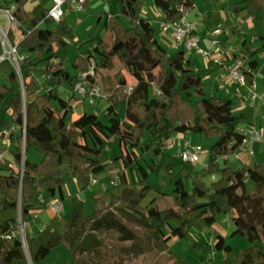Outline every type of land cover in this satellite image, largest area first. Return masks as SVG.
I'll use <instances>...</instances> for the list:
<instances>
[{"label":"trees","instance_id":"obj_1","mask_svg":"<svg viewBox=\"0 0 264 264\" xmlns=\"http://www.w3.org/2000/svg\"><path fill=\"white\" fill-rule=\"evenodd\" d=\"M118 18H109L106 26L113 32L111 41L96 37L92 32L83 40H78L73 27L68 23L66 13L59 21L49 14L42 0H12L11 15L14 22L8 30L10 44L22 52V58L15 65L10 58L0 62V73L7 84H0V115L9 111L13 130L8 134L12 140L24 136L26 147L43 153L38 161L27 157L22 160L20 148L13 150L16 167L7 166L9 173L0 172V260L1 264H46L45 258L51 249L67 243L70 254L77 257L85 251L103 245L99 231H118V238L128 241L137 252L147 246L146 240L156 252L170 250V239L174 236L191 238V230H202L212 225L218 216L234 212L232 234L246 237L250 245L233 252L225 244L224 237L217 234L215 247L225 253L226 264H264V162L252 166L233 168L228 159L220 164L219 156H226L236 149L243 140V133L237 128L233 113V100L216 93H207L203 78L215 69L213 59L207 66L194 70L187 62L185 49L180 47L169 52L156 39L160 28L142 15L143 0H116ZM161 10L164 23L176 22L184 16V8L194 5V0H152ZM27 3H33L27 8ZM67 10L72 11L69 3ZM9 5V4H8ZM7 5V6H8ZM6 6V7H7ZM82 6L89 8L83 1ZM232 11L242 20H249L264 37V0H238ZM99 14L98 18H101ZM236 20L227 22V40L234 42L238 35ZM51 29V35L39 34L40 25ZM133 39L135 47L128 50L127 42ZM73 42L76 54L71 69L61 58V50ZM264 49V43L252 49L245 46L242 56L250 70L245 71L247 88L254 83L255 69L259 62L257 51ZM117 59L131 75L141 73L130 93L125 96L124 118L114 106L106 120L97 118L94 123L80 125L74 120L63 124L62 111L71 105L63 97L58 87L63 82L72 88L78 73L87 69L91 60L102 73L103 69L113 68ZM117 73V72H116ZM121 84L127 80L122 73L116 74ZM39 76L53 83L44 91L39 87ZM153 84H155L153 88ZM8 124L0 121V136ZM192 132L214 139L209 147L208 164L202 173L218 171L220 177L212 181V191L204 199L205 190L193 183L189 190L185 179L194 171V162L183 161L173 177L171 189L172 204L159 207L154 199L142 210L137 206L145 194L153 188L147 177L159 163L140 159L153 154L156 148L161 153L166 140L173 132ZM124 135L131 139L133 156L121 148V164L118 170L119 192H113L110 200L104 202L102 194H93L94 203L103 202L85 213L83 204L74 206L61 217L62 229L53 221L42 226L36 234L26 235V246L14 228L18 224L19 213L24 221L32 220V213L39 207L36 197L63 198L65 173L69 170L77 177L79 189H87L91 178L103 171L109 163L116 165L109 155V140L112 136ZM136 167L140 179V189L128 178V171ZM150 171H148V169ZM184 173L183 175H181ZM251 179L255 187L246 189V180ZM73 202L77 194H69ZM125 205L140 213L131 214ZM119 210L129 214L138 225L144 227L146 236L140 237L122 216L114 213ZM6 235H9L8 237ZM196 245L197 242H194ZM168 264H187L186 259L170 250Z\"/></svg>","mask_w":264,"mask_h":264},{"label":"rangeland","instance_id":"obj_2","mask_svg":"<svg viewBox=\"0 0 264 264\" xmlns=\"http://www.w3.org/2000/svg\"><path fill=\"white\" fill-rule=\"evenodd\" d=\"M238 0H194V5L190 7L188 11V15L193 19L196 20L198 23V35L200 36L204 28H209L211 37L205 41L198 42V45L203 49L211 48L212 41L215 40V45L213 49H216L217 46L221 44L217 41V37L225 39L226 35L228 36L229 29L226 26L227 22H231L236 20V27L238 24V35L237 39L241 43L243 38L249 33L248 31H253L252 28L257 29L253 26L252 22L249 20H242L239 17H236V14L232 11L231 7L233 3ZM114 3L111 2L110 7L108 9L109 12L115 14L119 12V3L118 1L114 0ZM151 0H143V8L146 14L152 18L154 21V17L156 16L154 13L155 11L152 8ZM9 4L8 0L0 1V22L5 26L9 25L10 14L6 11V6ZM46 6L50 9L53 6L52 0H45ZM95 5V3H93ZM64 12L67 14L71 13L67 10L66 5H63ZM78 9V8H77ZM118 10V11H117ZM96 11V10H95ZM98 12L95 13L94 18H89V13L92 12L91 8H83V10H78L80 15L72 13L70 17L67 18L68 23L75 28V32L78 35H81L82 29L78 27L79 22H82L85 27V31L83 30V39L87 38L89 33L93 31L96 37H105L106 30H105V21L106 18H98L99 14H102V11L97 10ZM88 13V14H86ZM201 17H204L205 20H202ZM235 18V19H234ZM124 22V18H118ZM13 23V21L11 22ZM216 28H221L223 32H216ZM52 27L48 28L45 25H41L40 27V34L41 35H51ZM81 29V30H79ZM68 44L67 47L60 52L61 58L65 61L66 65L74 72L71 68L72 59L76 54L75 47L73 42L67 40ZM230 45L232 42L229 40ZM9 46V43H8ZM127 47L129 51H132L135 47L133 39H130L127 42ZM223 47V46H222ZM193 52V55H196L195 61H192V66L203 65V68L207 66L208 60L211 56V52L208 55H201L197 53V49L193 48L190 50ZM216 50H213V52ZM264 54V53H263ZM259 54V60L261 63L264 61V55ZM245 55V54H244ZM244 55L237 54L232 57V61L236 58L242 59ZM12 62L15 65H18L19 60L22 58V52L20 51H11L9 54ZM230 61V60H229ZM262 65L257 69V91L260 93L261 89H264V78L262 75V71L260 70ZM202 69V68H201ZM215 70V69H214ZM214 70L204 76V78H211L212 73ZM103 73L100 74V79L103 82L105 95L103 97H99L96 99L94 104H90L86 101L85 98L78 95L74 88H72L68 83L63 82L62 86L58 87V91L60 94L68 98L70 100L71 105L69 108L62 111V118L61 122L66 124L70 120L77 121L76 123L80 125H88L89 123H94L97 118L106 120L108 113L111 112L112 106L117 103V109L119 113L123 116L125 111V100L124 93L121 91L120 88H117V84H120L119 78L116 75L118 72L122 73L126 80L127 84L130 82H134L136 80L137 74L131 75L129 74L122 66V64L117 60L114 59V67L113 68H105L102 71ZM117 72V73H116ZM144 77V75H143ZM232 82V80H230ZM236 83L235 81H233ZM6 78L3 74L0 73V84H6ZM238 84V83H237ZM53 83L48 82L45 77L39 76V87L41 91L46 90ZM155 84H153L154 88ZM239 89L233 88L230 90V93L235 101L239 99L238 95L241 94V97H244L245 100L240 104L238 107V111H243L244 108L247 109V117L248 120L253 121V125L261 130L264 131V109L263 104L264 101L258 99V105L255 108H247L248 101L246 99L247 92L245 87L238 85ZM243 90V91H242ZM246 96H245V94ZM248 98V97H247ZM122 100V101H121ZM108 102L109 104H106ZM103 103L105 108H103ZM236 109V108H235ZM0 121H6L8 124L6 125L8 128H12L13 123L11 121V115L8 111H3L0 115ZM243 121V120H242ZM241 122V121H240ZM3 130H8L4 129ZM3 134L4 131H3ZM3 135L0 136V153H3V144L2 140ZM214 139L200 136L197 133H192L187 131L183 138H179V136L174 135V138L171 140L170 144L167 146L165 143V147L161 153L158 152V148L155 149L153 154L147 155L144 159H140V161L146 165L147 162H157L161 160L164 165L158 167V164L155 166V170L150 171L147 181L153 185V188L150 189L144 196V198L140 201L137 208L142 210L146 205L150 203L152 199L154 202L157 203L159 207H169L172 204V197H171V189L173 188V177L174 175L179 172L182 166V159L180 154L186 144H200L202 146V152L199 155V159L194 162V171L187 179H185L186 185L190 190L193 183L200 185L205 190L204 199H207L209 194L212 191L211 183L214 180H217L220 177V173L218 171L214 172H206L202 173V169L207 166L208 158H209V147L213 143ZM20 148V152L22 158L26 155V141L24 136L20 137V142L18 144ZM135 146L134 142L124 135H116L112 136L109 140V147L108 152L110 157L113 161H115L116 165H112L109 163L107 165L106 176L108 177V182L104 183L103 181L94 182L90 181V184L87 189L80 190L79 189V181L77 177L72 173L71 170L65 173L66 178V190L70 194H79V198L77 202H73L68 198V200L63 202L65 204V209H63L58 214H52L46 208L42 209L39 207L40 214L36 218L35 223H30L31 225L27 224L25 228L26 234H36L40 228L47 224L49 221H53L60 229H62L61 224V217L68 213V211L74 209V206H78L79 204H83V208L85 213H89L93 210L95 206L101 207L103 206V202L94 203L92 200V195L95 194H102L104 196V202H108L110 200V195L113 192H119L120 187L119 177H118V170L121 169L122 164L120 160L121 148L124 149L125 152L133 156L132 150ZM34 150V151H33ZM253 156L260 158L259 162H264V137L253 144L252 146ZM35 149L29 150V157L34 158L33 154ZM38 151V150H36ZM3 158V157H2ZM229 159V163L233 168L240 167V162L233 154H228L227 156H219L218 160L221 165H223L224 159ZM182 173L181 175H183ZM73 176V179H72ZM95 176V175H93ZM92 176V177H93ZM129 180L135 182L133 184L136 190L140 189L141 185L136 183L140 179L139 174L134 166L133 171H128ZM111 180L113 182H111ZM77 182V183H76ZM102 183L104 184L102 186ZM76 184V185H75ZM102 189V190H101ZM254 189V188H253ZM252 189V190H253ZM251 191V190H250ZM91 196V199L88 198ZM67 203H70L69 207L67 208ZM71 206V207H70ZM126 209L131 214L139 215L140 213L136 212L135 209L128 207L125 205ZM67 208V209H66ZM119 216H122L125 221L129 224L131 228H133L136 233L140 237L146 236L144 233V227L142 225L136 224V222L132 219L129 214L121 212L119 210H115L114 213ZM232 212L224 213L218 216L216 227L214 228H204L202 230H198L193 228V236L190 239H186L184 237L174 236L170 239V250L174 251L175 253L179 254L182 258L186 259L187 264H226L224 258L225 253L223 250H218L215 247L216 236L217 234H221L224 232L226 235L227 240L226 244H229L233 247L235 253L239 249L246 248L250 242L249 240L242 236L239 233L232 234L233 231V221L231 218ZM19 220H22L21 211L19 213ZM27 223V222H26ZM14 230L19 233V228L15 227ZM99 235L103 239V245L97 248H93L89 251H85L74 257L70 254L68 250L67 243L58 245L51 249L48 256L45 258L46 264H168V254L170 250L167 252L159 253L152 249L149 240H146L147 246L143 249V251L137 252L135 248H133L132 244L128 241H122L118 238V231H110V232H102L99 231ZM194 242H197L195 245ZM239 264V263H237Z\"/></svg>","mask_w":264,"mask_h":264},{"label":"crops","instance_id":"obj_3","mask_svg":"<svg viewBox=\"0 0 264 264\" xmlns=\"http://www.w3.org/2000/svg\"><path fill=\"white\" fill-rule=\"evenodd\" d=\"M0 1H3V0H0ZM8 1H9V4L12 3V0H8ZM83 1L86 2L87 6L90 7L91 10H92V12L89 13V18H94L95 17V13L98 12L97 11L98 9H99V11H102L101 18H106V21L109 18H122L119 12H116L115 14H113V13H111V12L108 11L111 2L114 3L113 2L114 0H83ZM42 2L46 6L45 0H42ZM52 2H53V0H52ZM67 3H69L70 7L72 8L71 13H69V14L66 15L67 18H69L70 17V14H72V13H75V14L80 15V12H78V10H80V9L83 10V8H84L83 6L80 9L77 7L78 0H74L73 2L71 0H66L65 3L63 4V5H66V8H67V5H68ZM93 3H95V5ZM150 3L152 4V8L155 11L154 14L156 16L154 17V19L156 21H154L152 18H150L146 14V12L144 11V8H142V15L145 16L147 19L151 20L157 27L160 28L159 33L156 35V39L158 40V42L160 44H162L165 48H167V50L169 52H174L175 50L179 49L180 47L183 48L182 45H176L175 44V42H174V40L172 38V30H171V28L170 27H164V25H163L164 22H163V20L161 18V10L153 3V1L150 2ZM32 5H33V3H27L26 6H27V8H31ZM189 9L190 8H184L183 9V11H184V18L186 20H189L190 22H192V23L195 24L196 31L198 33V27H197L198 26V23H196V20H193L187 14L188 11H189ZM63 10H64V8H63ZM86 14H88V13H86ZM201 19L202 20H205L204 17H201ZM106 21H105L106 35H105L104 38H106L107 40L111 41L113 39V32H112V30L109 27L106 26ZM1 24H2V22H1ZM77 24H78V27L79 28L81 27L82 31L83 30L84 31L86 30L85 27H84V24L82 22H79ZM2 25H4V24H2ZM40 27H41V25H40ZM40 27H39V29H40ZM237 27H238V24H237ZM73 29H74V33H75L77 39L78 40H83V37H82L83 36V32L80 31L81 32V35H78L75 32V28H73ZM81 29H79V30H81ZM252 29H253V31L252 30L251 31H248L249 33H252V34L247 35L246 37H244L241 43L236 38V40L234 42H232V45H230L229 40H227V35H226L225 39H222L220 37H217V39H218L217 41L221 44V48H219L220 46H217L216 49H213L215 44L214 45L212 44L211 45V48L208 49L209 54H210V52L212 53L211 56H210V58L213 59V61L215 63V70L212 73L211 78H208V79L207 78H203L204 82L206 83L205 90H206L207 93H216L218 95H222V96L229 97V98H231L233 100V113L236 116V125H237V128L239 130H241V128H243V127H247V126L253 125L254 122L248 120V117H247L248 112H247V109L246 108H244V110L242 112L241 111H238V107L240 106V104L242 102H244L243 100H245V98L244 97H241V94L238 95L239 99L236 101L237 103L235 104V101H234V99H233V97H232V95L230 93V90H233V88L239 89V87H238L239 84H237V82L234 83L233 80H232V82H230L231 79L227 75V69H228V66L232 62V57L233 56H235L237 54H241V55L246 54L245 46H250L252 49H254V48H257V47L261 46L264 43V37L258 35L259 34V31L257 29H255V28H252ZM210 30L211 29H209L208 27L203 29V31H202V33L200 35V41L201 42L207 40L208 37L209 38L211 37ZM222 32H223V30H222ZM39 34H40V30H39ZM42 36H47V35H42ZM205 50H207V49H205ZM213 50H216V52L215 51L213 52ZM196 52L199 53V54H201L198 50ZM263 53H264V49H262V48H260L257 51V53H256V56H257L258 62H259L258 67L254 71L255 72V79H254L253 87L256 90L258 89V87H257V74H256V72H257V69L260 67V65H262L261 68H260V70L262 71V75H263V78H264V61L261 63V61L259 60V54H263ZM185 56L187 57V62L190 64V66L194 70L203 68V65L192 66V63L191 62L192 61H195V59H196V55H193V52H191L190 50H186L185 51ZM137 75L138 76L136 77V80L134 82H130V84H134L138 79L143 78V74L138 73ZM6 84H4V85H6ZM245 96H246V94H245ZM246 99L248 101L247 108H255L258 105V103L256 102V105L252 107L249 104V100H248L247 96H246ZM259 99L260 100L262 99L264 101V89H261V91H260V98ZM124 100H125V97H124L123 101ZM106 104H109V103L106 102ZM113 106L116 109V111L119 113V111L117 109V103L115 105H113ZM103 108H105L104 103H103ZM263 109H264V104H263ZM110 113H108L107 118L110 115ZM121 117L124 118V115L123 116L121 115ZM107 118H105V119H107ZM75 122H77V121H75ZM3 128L4 129H8L9 132L11 130H13V126H12V128H8L7 126H5ZM185 133L186 132H176V131L173 132V134L171 135V137H169L166 140V145L168 146L170 144L171 140L174 138V135H177V136H179V138L182 139ZM1 141H2V144H3V153H0V154H2V156L0 157V172L7 174V173H9V171H7V169H6L7 166L16 167V164L14 162L13 150L15 149L16 145L19 144L20 139L19 140H17V139L12 140L11 138H9L5 134H3V139ZM30 149H35V148L32 145L31 146H28L27 149H26V155H25V157H27L31 161H38V160H40L42 158L43 153L41 151H36V149H35V152H32L31 151V153L33 154L34 158H30L29 157V150ZM24 158H22V160H24ZM259 160H260V158L257 157V159H256L255 156H253V155H247V154H243L241 156V158L238 159V161L240 162V165H241L240 167L252 166L255 162H259ZM105 169H107V168H105ZM105 169L103 171H101L100 173H98V174L95 175V177L97 179V182H98V180L99 181L101 180L104 183H106V182L109 181L108 180V177L106 176V170ZM131 171H133V169ZM128 178H129V176H128ZM72 179H73V176H72ZM111 182H113V181L111 180ZM103 185L104 184L102 183V186ZM254 187H255L254 182L251 179H247L246 180V189L248 191H250ZM62 193H63V198H60V199L62 200V208L65 209L66 206H64L65 204H63V202L64 201L66 202L68 200V196L70 194L66 190V184L62 188ZM77 196L79 198V194L78 193H77ZM88 198L91 199V196H88ZM69 205H70V203H67V208L69 207ZM42 209H44V208H42ZM37 210H38V216H39V214H40L39 207L37 208ZM46 210H48V209H46ZM50 212L52 214H54L52 211H50ZM233 216H234V212H232L231 218ZM216 222L217 221H215V223H213L212 225L207 226L205 228L210 229V228L216 227ZM233 228H234V224H233ZM221 235L224 237V242L226 244V240H227L226 235H224V232L221 233ZM191 236H193V230H191ZM227 245H229V244H227ZM232 250L235 253L233 247H232ZM231 264H237V262H232Z\"/></svg>","mask_w":264,"mask_h":264},{"label":"built area","instance_id":"obj_4","mask_svg":"<svg viewBox=\"0 0 264 264\" xmlns=\"http://www.w3.org/2000/svg\"><path fill=\"white\" fill-rule=\"evenodd\" d=\"M65 1L66 0H53V6L49 9V14L55 19V21L60 20L63 14V4L65 3ZM71 1L73 2L74 0ZM82 3L83 0H78L77 7L79 9L82 8ZM12 9L13 4L10 3L6 7V11L10 14L9 25L5 26L2 25L0 22V62L3 61L5 58H10L9 54L11 51H16V48L10 44L8 39L9 27L12 24L11 22H14V19L11 15ZM163 25L164 27L171 28L172 38L176 45H182L185 50H191L193 48H196L203 55L209 54L208 50H205L198 45L200 36L196 31L195 24L190 22L189 20H186L184 16L179 21L166 22ZM215 31L220 33L222 32V29L216 28ZM215 43V40H213L212 44L214 45ZM247 70L249 71L250 68L245 63V61L243 59L236 58L228 66L227 75L231 80L243 86L246 82L245 71ZM102 73L97 70L95 62L93 60H91L87 69H84L78 73V79L75 82L73 88L78 95L85 98L86 101H88L90 104H94L97 98L103 97L105 95L103 82L100 79V74ZM116 87L120 88L124 95L127 96L131 91L132 84L120 83L117 84ZM246 92L249 104L252 107L255 106L256 102L260 98V93L253 87V85L247 87ZM3 131L5 135L8 136L9 130ZM240 131L244 135L242 143L236 149L229 152L230 154H233L237 159H240L243 154L253 155V144L257 141H260L264 137V131L255 127L254 125L243 127ZM201 152L202 146L200 144H186L180 154V157L183 161L186 162H196L199 159V155ZM1 156L2 154H0V157ZM92 181H97L95 176L92 177ZM36 204L39 207L46 208L52 211L54 214H58L63 210L62 200L59 196L46 198L44 193H40L36 197ZM32 217L33 218L31 221H24L23 219H18V224L16 227L19 228V233H17L23 245L26 243L27 235L24 230L26 226H28L27 224L31 225L30 223H35L36 218L38 217L37 209L32 213ZM6 236L8 237L9 235Z\"/></svg>","mask_w":264,"mask_h":264},{"label":"water","instance_id":"obj_5","mask_svg":"<svg viewBox=\"0 0 264 264\" xmlns=\"http://www.w3.org/2000/svg\"><path fill=\"white\" fill-rule=\"evenodd\" d=\"M23 247L25 248V250L27 249L26 243L23 245Z\"/></svg>","mask_w":264,"mask_h":264}]
</instances>
